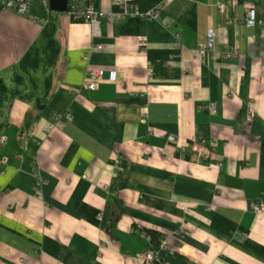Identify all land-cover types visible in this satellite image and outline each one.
I'll list each match as a JSON object with an SVG mask.
<instances>
[{
    "label": "crops",
    "instance_id": "crops-1",
    "mask_svg": "<svg viewBox=\"0 0 264 264\" xmlns=\"http://www.w3.org/2000/svg\"><path fill=\"white\" fill-rule=\"evenodd\" d=\"M92 6L0 7V264H264V0Z\"/></svg>",
    "mask_w": 264,
    "mask_h": 264
},
{
    "label": "built area",
    "instance_id": "built-area-1",
    "mask_svg": "<svg viewBox=\"0 0 264 264\" xmlns=\"http://www.w3.org/2000/svg\"><path fill=\"white\" fill-rule=\"evenodd\" d=\"M34 0H0L1 7L7 8V9H14L18 13H26L30 9V5ZM43 3L47 4L48 0H41ZM120 5L122 8L121 13H106L107 17L118 18L123 16L124 14L128 13L130 10V4L132 0H119ZM221 6V5H220ZM68 12L71 13L74 16H82L84 18L90 19V21L93 23V25H97L98 17H101L105 15V13L101 11H96L92 6V0H69L68 1ZM157 12L153 11V13H150L151 17H156ZM228 22H235L240 24H245L246 26H253L257 22L256 18V12L254 7H249L246 11L245 17L242 21L234 18V20H229ZM97 30L95 31V33ZM215 45V32L212 29H208L205 39L198 43L197 45V53L200 56L205 55L209 51L214 50ZM97 48L101 47V44L96 45ZM226 55L231 54H237L236 48H230L227 51H225ZM106 77V78H105ZM107 79L109 81H116L117 80V71L115 69H104L101 67H87L85 78L83 80V83L81 87L84 89L93 90L96 88L99 81ZM73 90L76 92L80 90V88L75 87ZM210 112H214L215 107L214 104L211 103L209 105ZM253 116V109L250 107L248 108L246 112V120L250 121L251 117ZM66 117H69V114H66ZM117 161V160H116ZM253 209L256 212H259L263 209L262 204L259 203H253L252 205ZM167 244V239H161L159 242V246L165 247ZM143 264H155V258L154 253L151 249H148L143 255H142Z\"/></svg>",
    "mask_w": 264,
    "mask_h": 264
},
{
    "label": "water",
    "instance_id": "water-1",
    "mask_svg": "<svg viewBox=\"0 0 264 264\" xmlns=\"http://www.w3.org/2000/svg\"><path fill=\"white\" fill-rule=\"evenodd\" d=\"M69 0H48V8L56 13H65L68 10Z\"/></svg>",
    "mask_w": 264,
    "mask_h": 264
},
{
    "label": "trees",
    "instance_id": "trees-1",
    "mask_svg": "<svg viewBox=\"0 0 264 264\" xmlns=\"http://www.w3.org/2000/svg\"><path fill=\"white\" fill-rule=\"evenodd\" d=\"M0 7H1V3H0Z\"/></svg>",
    "mask_w": 264,
    "mask_h": 264
}]
</instances>
